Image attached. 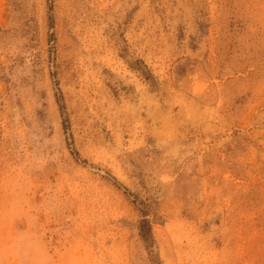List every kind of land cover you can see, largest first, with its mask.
<instances>
[{
  "label": "rangeland",
  "instance_id": "rangeland-1",
  "mask_svg": "<svg viewBox=\"0 0 264 264\" xmlns=\"http://www.w3.org/2000/svg\"><path fill=\"white\" fill-rule=\"evenodd\" d=\"M0 264H264V0H0Z\"/></svg>",
  "mask_w": 264,
  "mask_h": 264
}]
</instances>
